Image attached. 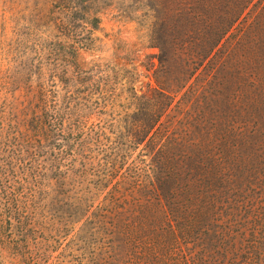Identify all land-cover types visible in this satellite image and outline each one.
<instances>
[{
  "label": "trees",
  "instance_id": "16d2710c",
  "mask_svg": "<svg viewBox=\"0 0 264 264\" xmlns=\"http://www.w3.org/2000/svg\"><path fill=\"white\" fill-rule=\"evenodd\" d=\"M120 1L157 66L119 130L77 144L65 223L81 224L86 264H264V211L247 195L264 0ZM60 2L98 26L100 0Z\"/></svg>",
  "mask_w": 264,
  "mask_h": 264
},
{
  "label": "rangeland",
  "instance_id": "374dc122",
  "mask_svg": "<svg viewBox=\"0 0 264 264\" xmlns=\"http://www.w3.org/2000/svg\"><path fill=\"white\" fill-rule=\"evenodd\" d=\"M99 4L93 28L60 0H0V264H86L81 224L65 223L77 144L119 130L130 89L154 88L147 25L129 21L120 0ZM250 106L247 195L264 211V95Z\"/></svg>",
  "mask_w": 264,
  "mask_h": 264
}]
</instances>
